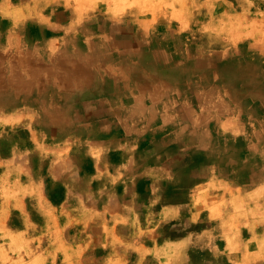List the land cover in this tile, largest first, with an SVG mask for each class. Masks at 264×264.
Returning a JSON list of instances; mask_svg holds the SVG:
<instances>
[{"label": "crops", "instance_id": "obj_1", "mask_svg": "<svg viewBox=\"0 0 264 264\" xmlns=\"http://www.w3.org/2000/svg\"><path fill=\"white\" fill-rule=\"evenodd\" d=\"M3 12H0L1 16ZM118 41L110 42L122 47L121 53H125L130 44L136 46L137 43ZM86 42L106 46L109 43L107 40ZM175 43L169 40L168 46H176ZM120 57L132 56L122 54ZM132 58L135 63L153 62L157 69L171 66L177 56L157 49L152 55ZM49 77L57 80L58 86L37 88L36 94L51 95L52 100L58 102L54 109L69 114L77 109L89 110L93 116L85 122H50L53 133L39 136V150L48 153V169L42 177L38 170L36 173L25 166L19 170L17 181L23 191H27L21 198L25 206L17 219L20 226L14 225L11 214L0 232L3 234L0 239H5L0 248V259H4V264H13L15 255L9 247L16 239L41 256L37 264H62L61 248L54 260L49 258L52 254L45 248V240L50 238L65 239L62 246H66L64 251L68 255L75 256L81 249L85 264H178L174 257L187 258L188 245L194 238L212 239L215 251L232 256L231 264H264V143L256 144L255 156L254 151L245 156L246 169L242 171L235 166V157L229 156L225 163L226 157L220 155L221 135L217 132V137L205 132L210 123L199 122L195 137V130H189L192 122H148L154 112L167 113L170 104L165 100L162 101L164 105L156 101L146 103L145 100L150 98L144 97V93L124 89L120 90L122 102H110L111 96L103 92L88 94V89L83 86L86 78L79 77L76 67L71 66H61ZM78 87L83 89L78 90ZM128 93L144 99L135 104L144 109L139 114L140 119L131 110L126 111L129 108ZM43 111L48 108L43 107ZM113 111L118 112L120 122L108 121L114 117ZM217 125L218 122L214 124ZM252 158L261 159V164L254 163ZM0 160L9 164L13 158L0 156ZM251 162L255 164L254 170L248 168ZM13 174L5 173L9 179ZM238 180L240 183H235ZM208 185H213L211 189L243 193L242 206L248 214L238 218L233 210L227 218L219 214L210 220L204 213L189 212L194 207L195 192L201 194ZM212 202L215 208L221 207V201L217 204V199H213ZM228 203L231 205L232 200ZM195 216L197 221L206 218L212 221L211 228H202L197 235L184 233L170 237L165 233L164 227L168 224L184 230L188 227L187 220L191 217L193 221ZM51 223L55 227L52 232L46 230ZM147 224L155 226L149 231ZM95 227H101V230L95 231ZM144 229L150 233V246L142 243ZM148 257H158L160 261L147 263ZM182 264L192 263L185 259Z\"/></svg>", "mask_w": 264, "mask_h": 264}, {"label": "rangeland", "instance_id": "obj_2", "mask_svg": "<svg viewBox=\"0 0 264 264\" xmlns=\"http://www.w3.org/2000/svg\"><path fill=\"white\" fill-rule=\"evenodd\" d=\"M4 3H8V6ZM0 5V12L4 11L5 13L0 16V34L1 32L5 34L6 29H10L9 31H11V35L9 34L7 37L0 35V53L6 55L5 58H7L9 63L7 65L9 74H5V76L2 74L1 77H5L4 80L6 81V76H10L11 78H8L7 83L13 82L16 85H22V88L17 89L22 93L34 91L32 94L29 93L31 95H25V97H32L29 101L17 103L12 106L0 105V156H10L13 158L12 162L9 164L0 160V232L5 224V219L7 217L9 218L11 214L13 215L12 220L15 221L14 225L20 226L17 219L22 213V208L25 206L24 204L22 205L21 198L22 194L27 192L23 191V187H21L19 184L20 182L17 181L20 176L19 170H21V167L25 166V168L34 169L36 173L38 170L41 177L46 174V170L48 169V153L45 151L42 153V151L39 150L38 138H40L39 136L43 137V135H48L50 132L53 133L54 128L50 122H42L46 112L43 111V105L38 104V99L52 96H44L43 94H36V92L38 91L37 88H41L42 90L43 87L58 86V81L49 77L52 73L47 72L48 70H58V65L54 56L59 55L61 47L55 42H51V39L55 40L61 38L64 33L58 26L72 25L73 28L70 34L77 39L109 40L107 48L101 43L95 44L101 56L113 61V63L106 64V66L103 67L104 71L111 72L108 73L109 79L111 80L118 79L120 74H122L119 64L113 59V55L118 57L119 55L122 56V54L123 56H130L127 53H121L122 47L114 45L110 42L112 40L130 39L137 42L138 45L136 43V50L138 49L140 51H138L135 56H149L157 49H161L167 50L169 53L177 56L175 59H180L181 57H188V55H195L193 52H197L199 58L215 66H218L220 63L221 65H225V63L222 64V62L225 59H229L231 55L235 58L237 57V62L244 64L246 67L244 73L234 71L232 76L238 79L242 77L240 74L245 76L246 81L249 82V85H247L249 88L246 89V86L239 87V85H237V87L234 86V91L240 94L242 98L239 97L234 100L231 97L230 106L239 109V114H241L243 118L249 116V114L246 113V108L247 111H249L258 107L260 111H264V0H0ZM17 5L21 6L18 7ZM16 8L19 10L17 11ZM13 9H15V11ZM9 12L14 16H11ZM5 17L10 21L4 22ZM37 20L40 21L38 23L40 24L39 28L32 24ZM13 24H16L14 29L15 32L12 31ZM33 29H56L57 33L59 32L60 34L54 33L57 35L50 36L52 38H48V36L42 38V40L46 41L47 45L49 44V47L36 46L34 40H37V34L33 32ZM169 40H174L176 46L169 47ZM20 41H23L22 46L20 45ZM185 43L188 46L184 47ZM3 45H6V48ZM157 46L160 47L157 48ZM1 48L3 50H1ZM88 50H91L90 46ZM38 55H41V57ZM32 56H34V60L37 61V58H40L42 61L40 63L32 61ZM126 58L133 62L134 58ZM23 59L26 60L27 63L23 67H20L18 62ZM52 60L55 61V63ZM138 64L142 66L148 63L140 62ZM176 65L177 64H172L167 68L169 69ZM43 69H45V71ZM154 69L155 74H163V67H157V69L154 67ZM39 70L44 71L42 78L36 77L38 76L36 73ZM258 73L259 75H257ZM148 76L149 75H147V77ZM21 78H24L27 83L26 85L23 86ZM108 80L97 79L94 76L92 78V81L100 85L102 82H108ZM0 82H2V79H0ZM148 82L150 87L144 90L139 86V88L136 89L137 93H144V95H146L144 97L150 98V100H145L147 101L146 103L156 101L164 105L162 103V96H164L162 91L163 88L158 86L159 83L155 82V80L149 79ZM86 85L87 82L83 83L84 87H86ZM86 88L89 93L90 89L88 87ZM159 88L161 90H159ZM82 89L83 87H78V90ZM98 91H101V87H98ZM250 93L258 97L250 100ZM254 93L256 94L254 95ZM127 96L130 97V93L126 94V98ZM142 100L144 99L139 96V101L141 102ZM132 106L129 105V108H127L128 111H132L133 109L136 110L135 113L137 115H139V113L142 114V110L144 109H139L138 111V106ZM52 107L53 105H46L48 109ZM168 110L173 111L174 109L170 107ZM61 112L63 115H72L74 111L71 112V114L63 110H61ZM156 113L159 115L158 112ZM235 115H237V113H235ZM235 115H228L226 118L225 116L223 118L216 116L220 127L217 125L214 127H206L205 129L206 132L208 131L206 134L212 135V133H214V135L218 137V132L221 135L220 155L226 157L225 163H228L227 158H229V156L231 158L235 157L237 160L235 165L238 164L244 168L245 165L244 161L241 160L242 154L238 140L244 141L245 138H248L245 136V125H250L251 122H237V120H233ZM228 120L231 122H228ZM263 126L258 127L257 130H263ZM39 133H41V135H38ZM194 136L196 137V134ZM48 140L49 138H46V141ZM255 162L261 164L259 160ZM252 163L253 162L249 163V165L254 166L255 164L253 163V165ZM10 172L14 173L11 179L8 178V175H5V173L10 175ZM241 177L243 178L242 174ZM235 183L239 184L240 182L238 180ZM212 187L213 185H208V188L199 195L195 192L194 207L192 206L189 212L193 210V212L196 213L198 211V214L204 213V217L209 215L210 220L213 217H218L219 214H223L227 218L229 211L233 212V210H236L238 218H244L248 214H245V208L242 206V199H245L243 193H239L240 191H228V189H211ZM29 193H31V191ZM213 199H217V204L221 201L220 208L219 206L215 208L212 202ZM228 200H232L231 205L228 203ZM197 201L199 202L198 204H196ZM226 210H228L227 213ZM197 220V216L194 217L193 221H191L190 217V220H187L189 221L187 223L188 227L184 230L174 226V224H168L164 227V231L166 234L171 235L170 237H178L184 233L197 235L196 233L200 229H210L213 224V222L207 218L206 220L203 219L204 222ZM148 224L146 227L150 226V231L155 225ZM144 227L145 225L143 223L142 228ZM95 228V231L101 230V227ZM46 230L52 232V230H55V227L51 223L50 228H46ZM161 230L163 231V227ZM143 231H145V233L141 236L142 243L150 246L152 244V241L149 239L150 233H148L149 231L147 229ZM0 235L3 236L1 233ZM205 240L194 238L191 241L193 243H189L188 245V257L182 259H180L179 256L176 258L174 257V261L178 264L184 263L185 259H188V263L192 264H231L230 260L232 256L215 251V249H213L212 239H207L208 241ZM7 241L9 242V240ZM65 241V239L55 240L51 238L45 240V248H49L52 254L49 258L54 260L57 256L56 253L61 248L60 252L62 253L60 254H63L61 257L63 260L62 264H85V262L83 263L85 256L83 257V255H81V249H79L75 256L66 254L64 250L67 248L66 246H62ZM4 242L5 239H0V248H2L1 244H4ZM231 242L234 243L235 241L231 240ZM9 250L15 255L13 264H37L41 258V256L35 254L33 249H27L26 245L21 243L18 239L14 240ZM87 258L89 259V257ZM130 258L132 257L130 256ZM29 259H31L32 262ZM158 260V257H148L147 263H157ZM0 264H4L3 258L0 259Z\"/></svg>", "mask_w": 264, "mask_h": 264}, {"label": "bare ground", "instance_id": "obj_3", "mask_svg": "<svg viewBox=\"0 0 264 264\" xmlns=\"http://www.w3.org/2000/svg\"><path fill=\"white\" fill-rule=\"evenodd\" d=\"M5 5L8 6V3ZM4 6H2V7H4ZM19 6H21V5H19ZM0 8H1V5H0ZM13 10L15 11V9H13ZM16 10H17V8H16ZM16 13H18V12H16ZM9 14H11V13L9 12ZM11 16H14V15L11 14ZM16 16H17V14H16ZM21 19H22V17H21ZM7 21H9V20H7ZM13 22H14V20H13ZM39 22L40 21L37 20L36 22H33L32 24L34 26L36 25L37 28H39V26H40V24H38ZM15 25L13 24L12 31H14V29L16 27ZM58 27L60 29H62V31L64 33L62 34L61 38H58V39L54 38L56 41L58 40L57 43H56V41H53V39H51L52 40L51 42H55L56 44H58L61 47L59 55L54 56V58L57 62V65H58V70H59V67H61V66L62 67L63 66L76 67L77 75L79 77H83V78L85 77L86 78V82H87L86 87H88L90 89V92L88 94L98 95L97 93L103 92L105 95L107 94V96H111V97H109L108 101H110V102L114 101L113 103L117 104L118 102L123 101V99L121 97L122 93L120 94V92H121L120 90H124L125 88H129V89H134L136 91V89L139 88V86L141 89L143 88L144 90H146L150 87L148 80L152 79V80H155V82L159 83L158 86H161V88H163L162 91H163L164 96H162V98H163V100L166 101L167 104H170V106H168L167 108L171 107L174 110L173 111L167 110V113L159 114V115H157V113L154 112L153 117L148 119V122H173V121H175V122H192L193 125L191 127H189V130L191 131L192 129H194L195 134H197L196 130H198L197 125L199 122H206V124L210 123L211 126L214 127V123L218 122L216 119V116H219L221 118H223L225 116V118H226V117H228V115H232V114L235 115V113H237V115H235L233 117V120L235 119V121L237 120V122H251L250 125H245V136H247L248 138H245L244 141L237 139L240 143V151L242 154L241 160L245 161V159H244L245 156L246 155L250 156L252 154L251 153L252 151H254L253 155L255 156L257 154L256 153L257 150L256 149L254 150V147L256 146V144L258 146L259 145L261 146L264 143V128H263V130H260V129L257 130L258 127H261L264 125V111L263 112L260 111L258 109V107H255V108L253 107L254 109H251L249 111H247V108H246L245 109L246 113L249 114V116L246 115L247 117L243 118L241 116V114H239V112H240L239 109L232 108L230 106L231 105V97L234 100L239 98V97L242 98L240 94H238L237 92L234 91L235 90L234 86L237 87V85H239V87L246 86L245 87L246 89L249 88V87H247V85H249V82L246 81L245 76L240 74V76H242L241 79H238V78H235L232 76V73L234 71H237V72L239 71L240 73H244V70L246 67L244 64L237 62V59H236L237 57L235 58L231 55L229 59H225L226 61L224 60L222 62V64L225 63V65H221V63H220L218 66H215L209 62H205L202 58H199V55L197 54V52L196 53L193 52L196 56L195 55H188V57H185V58H183V57H181L180 59L174 58L172 64H177L176 66L169 68V69L167 68V67H169V65L167 67L162 66L164 68L163 74H155L154 73L155 69H154L153 63L140 66L138 63H135V61L132 62L131 60H129L126 57L124 59H122L120 57V55H119V57L113 55V59L116 61V63L119 64L122 74H120L118 79L111 80V79H109V76H108V73H111V72L104 71L103 67L106 66V64L113 63V61L108 60L107 58L101 56L97 51L98 47L96 46L95 43L88 45L86 42V39L85 40H83L82 38L77 39L74 36H72L70 34L72 31V28H73L72 25H69V26L61 25ZM9 30L6 29V31H9ZM33 32L37 34L36 35L37 40H34V43L36 42L35 43L36 46H48L49 44L47 45L46 41L42 40V38H44L46 36H48V38H49L50 36H53V35L55 36L57 34H60L59 32L57 33L56 29H42V30L41 29H38V30L33 29ZM54 33H57V34H54ZM9 34L11 35V31H9L5 34H2V32H1L0 35L7 37V36H9ZM65 36H69V37H65ZM50 38H52V37H50ZM23 41H20L21 46L23 44ZM130 41L135 42L134 40H130ZM118 42H120V41H118ZM48 43H49V40H48ZM12 44H14V43H12ZM133 44H130L127 48H125L126 51L124 54L127 53L128 55H130L132 57L135 56V54L137 53V50H136V46ZM103 45H105V44H103ZM3 46L5 47L6 45H3ZM3 46H1V47H3ZM89 46H90L91 50H88ZM106 48H107V46H106ZM108 48H109V46H108ZM1 50H3V49L1 48ZM106 51H107V49H106ZM38 56L41 57V55H38ZM5 57H6V55H4V54L0 55V77L2 74H3V76H5V74H7V75L9 74L8 66H7L9 63H8L7 58H5ZM32 61H36V60H34V56H32ZM41 61L42 60H40V58H37L36 62L40 63ZM249 61H251V60H249ZM53 62L55 63V61H53ZM26 63H27L26 60L23 59L22 61L18 62V65L20 67H23ZM250 64H251V62H250ZM165 66H166V63H165ZM255 68H256V66H255ZM43 70L45 71V69H43ZM64 70H65V68H64ZM44 71L39 70L36 73V75L43 76L42 74L44 73ZM54 71H57V70H52V71L48 70L47 72L53 74ZM251 71H253V70H251ZM61 74H63V73H61ZM147 75H149V76L147 77ZM257 75H259V73ZM3 76L0 78V79H2V82H0V105L12 106L14 104L22 103V102L29 101L32 99V97H25V95L28 96L31 94L22 93V92L17 90V89L22 88V85H16L13 82L7 83L8 78H11V77L6 76V81H5L4 80L5 77H3ZM93 76L97 79H103V80L109 79L108 83L105 81V83L102 82V84L100 85V84L92 81ZM27 77H28V75H27ZM24 78H25V76H24ZM24 78H21L22 79L21 83L23 84V86L27 84L25 82ZM31 78H33V77H31ZM258 78H257V80H258ZM34 87H36V86H34ZM52 87H54V86H51V89H52ZM98 87H101V91H98ZM255 94L256 93H254V95ZM250 95H251L250 100H253V98L256 99L258 97L256 95L253 96V93H250ZM84 98H86V97H84ZM52 99L53 98H51V97L45 98V99L41 98V100L38 101V104L43 105L44 108H46V105H48V104L53 105V107H54V106H56L55 104L58 102H56ZM55 100H56V98H55ZM137 101H139V96L134 97L130 94V99L128 100L129 105L132 106V105L136 104ZM27 103H29V102H27ZM34 104H36V103H34ZM64 104H66V103H64ZM135 106L136 105H134L132 107H135ZM53 107L51 109H48V111H45L46 114L44 115L42 122H82V121L85 122L93 116L90 113L91 111H89V110H87V111L83 110L82 111L79 109L74 110L72 115H68V114L63 115L61 110L54 109ZM140 108L137 107V110L139 111ZM36 109H38V108H36ZM33 111H34V109H33ZM126 111H128V109ZM135 111L136 110L132 109V112L134 113L133 115L136 114ZM19 112H20V110H19ZM107 114H109V113H107ZM112 114L114 115V117L112 119L111 118L108 119V121L109 122H118L119 121L118 120L119 116H117L118 112L113 111ZM32 117H33V115H32ZM228 122H231V121L228 120ZM241 130H242V128H241ZM205 132H206V130H205ZM226 136H225V138H226ZM220 139H222V138H220ZM214 144H216V143H214ZM257 148L261 149L262 147H257ZM253 161L254 162L258 161V159H253ZM259 161L261 162V159ZM218 165H219V163H218ZM235 166L238 168L240 167L239 169H241V170L246 169L245 167L242 168L238 164ZM254 166L248 164V168H251V170H254V168H253ZM239 182H240V180H239Z\"/></svg>", "mask_w": 264, "mask_h": 264}]
</instances>
